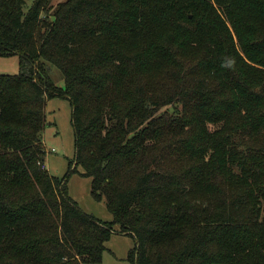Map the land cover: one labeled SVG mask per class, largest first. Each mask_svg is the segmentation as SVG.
Segmentation results:
<instances>
[{
  "label": "trees",
  "instance_id": "obj_1",
  "mask_svg": "<svg viewBox=\"0 0 264 264\" xmlns=\"http://www.w3.org/2000/svg\"><path fill=\"white\" fill-rule=\"evenodd\" d=\"M53 1L0 0L20 65L0 75V264H100L117 232L135 264H264V0ZM54 98L62 179L43 169ZM78 167L111 223L70 196Z\"/></svg>",
  "mask_w": 264,
  "mask_h": 264
},
{
  "label": "rangeland",
  "instance_id": "obj_2",
  "mask_svg": "<svg viewBox=\"0 0 264 264\" xmlns=\"http://www.w3.org/2000/svg\"><path fill=\"white\" fill-rule=\"evenodd\" d=\"M67 0H54V7ZM19 56L0 57V75H17L20 71ZM55 83L64 87L60 72L52 69ZM46 116L48 125L44 131V145L47 151L44 170L57 178H64L69 173L76 155L75 131L72 123V105L66 99L54 98L47 102ZM69 177V194L78 206L86 213L97 219L111 223L112 214L108 211L106 200L96 201L91 192L92 180L81 176L82 168ZM118 230V227L115 226ZM107 250L103 254L100 264H135L130 259V253L135 248L132 237L115 233L106 244Z\"/></svg>",
  "mask_w": 264,
  "mask_h": 264
},
{
  "label": "built area",
  "instance_id": "obj_3",
  "mask_svg": "<svg viewBox=\"0 0 264 264\" xmlns=\"http://www.w3.org/2000/svg\"><path fill=\"white\" fill-rule=\"evenodd\" d=\"M43 169H44V166H43Z\"/></svg>",
  "mask_w": 264,
  "mask_h": 264
}]
</instances>
